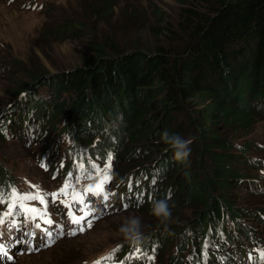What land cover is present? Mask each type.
Listing matches in <instances>:
<instances>
[{"label": "trees", "instance_id": "trees-1", "mask_svg": "<svg viewBox=\"0 0 264 264\" xmlns=\"http://www.w3.org/2000/svg\"><path fill=\"white\" fill-rule=\"evenodd\" d=\"M177 1L183 7L179 9L182 17L173 19L176 25L156 20L151 29L161 39L152 42L150 49L126 47L114 39L119 34H107L103 41L93 36L83 67L55 74L43 69L28 76L11 95L14 99L28 93L26 106L32 105L34 117L43 121L46 145L65 142L63 135L79 143L95 138L110 143L114 138L121 154L116 165L121 175L149 174L156 168L154 196L135 211L141 216L143 234L156 232L167 252L176 247L166 264H182L185 235L195 221L201 225L209 217L216 220L231 211L258 220L264 212V200L250 201L260 198L250 195L244 199L246 204L235 206L230 196L234 189L243 198L241 181L252 177V169L264 168V147H258L247 129L257 119L264 121V0H193L190 6L188 0ZM98 3L93 8L101 16L117 4L114 0ZM40 90L46 95L33 101ZM206 97L214 100L218 117L226 118L224 126H234L226 130L229 138L212 134L211 125H205V120L211 124L212 114L205 119L209 113L193 105L194 98ZM118 114H122L119 126L105 132ZM177 115L184 119L178 121ZM237 128H246L245 135L237 134ZM164 131L192 139L186 160L175 159L161 137ZM0 142V146L5 143ZM16 150L21 156L33 155L27 147ZM160 199H167L171 208L167 224L151 214L152 201ZM128 212L134 210L106 218ZM74 239L58 241L56 251L70 249L67 242ZM50 253L53 264H66L62 255L56 256L53 249ZM164 254L159 255L161 264Z\"/></svg>", "mask_w": 264, "mask_h": 264}, {"label": "rangeland", "instance_id": "rangeland-1", "mask_svg": "<svg viewBox=\"0 0 264 264\" xmlns=\"http://www.w3.org/2000/svg\"><path fill=\"white\" fill-rule=\"evenodd\" d=\"M23 1L26 0H8L7 3L6 0H0V109L3 102L12 99L11 95L20 87V83L28 81V76L43 69L52 74L83 67V58L88 54L87 47L94 39L93 36L103 41L107 34H119L114 39L126 47L150 49L152 42L161 39V35L157 37L151 29L156 20L162 18L176 25L173 19L182 17L179 9L183 8L177 0H114L117 4L111 11H103L101 16L93 8L99 0H41L44 6L38 12L24 7ZM192 1L188 0L186 5L190 6ZM125 14L128 16L126 20L123 18ZM125 24L130 27L124 29ZM67 29L71 30L70 33H60ZM194 100L193 105H197L201 113H209L205 119L212 114L211 124L204 119L206 126L211 125L212 134L223 139L229 138L226 130L234 126H224L226 118L218 117L220 111L214 108V100L208 97ZM169 116H173V113ZM176 117L178 121L184 119L178 115ZM153 123L151 121L149 126ZM237 129V134L244 135L247 129H251L254 139L264 143V121L257 119L247 129ZM2 146L0 159L13 167V170L23 171L30 177L43 176L37 167L31 166L25 160L26 157L17 152L16 147L21 146L20 143L5 142ZM230 196L235 206L246 204L244 199L247 198L239 199L234 189ZM261 200L264 198L250 201L258 203ZM129 216L141 217L134 209L133 213L100 219L93 229L81 234L83 237L79 235L72 243L67 242L71 245L70 249L65 247L62 251H56L55 246L61 242L50 249L54 250L56 256L62 255L65 258L63 263L77 264L107 244L124 240L114 230L119 232L120 225ZM251 221L255 219L251 217ZM50 249L33 255L12 256L8 264H53Z\"/></svg>", "mask_w": 264, "mask_h": 264}, {"label": "snow or ice", "instance_id": "snow-or-ice-1", "mask_svg": "<svg viewBox=\"0 0 264 264\" xmlns=\"http://www.w3.org/2000/svg\"><path fill=\"white\" fill-rule=\"evenodd\" d=\"M0 131L3 130L0 129ZM86 155L87 165L84 162ZM79 157V162L77 163L74 160L73 163V169L76 172L75 176L73 171H69L63 186L56 192H44L39 185H31L34 191L29 192H20L15 185H10L8 189L0 186V205L7 203L6 210L0 212V264L5 259H13L10 253L16 244L24 243L27 245L28 251L35 252L42 247H49L55 243L57 235L62 237L65 234L63 224L57 223L53 218V214L49 211V204H55L57 200L67 209L66 214L71 223L77 226L69 232V235L75 236L77 232H84L86 228L92 227L93 221L97 219L95 209L91 208L92 198L102 197L105 207L107 206L106 202L109 200L110 194L107 189L111 182L110 173L113 167V156L109 153L106 157L96 158L94 154H86L82 151L79 153ZM97 159L104 161L103 167L96 162ZM64 166V163H61L60 167L63 168ZM41 167L47 170L44 163L41 164ZM101 173H103L102 176ZM93 175L101 176L95 185L89 184L82 191L75 189L70 191L73 179L76 183H79L81 179L91 178ZM55 178L56 175L53 176V179ZM152 183H155V180ZM129 187L131 188L132 185L130 184ZM61 197L63 199H60ZM139 199H142V196ZM31 202H37L38 206L33 205ZM77 204L79 205L78 208L75 207ZM77 212H81L83 215L77 216ZM19 217H23V219H18ZM29 223L35 229L44 233L42 243L37 245L32 242L37 235L35 231L24 230ZM53 226L57 229L55 235L52 230ZM5 228L8 229V234L11 237L7 242L4 239ZM13 232H19L21 236H11ZM205 247H207V244ZM114 251H119V246ZM136 252H140L141 256L145 255L140 249H135L134 255ZM136 258L139 259L140 256ZM107 259L111 260L112 256L110 255ZM126 259H131V257H126ZM148 259L154 261L155 257L153 255L148 257ZM249 260L252 261V264H264V249H261L255 257L250 253ZM95 264H101V261H96Z\"/></svg>", "mask_w": 264, "mask_h": 264}, {"label": "clouds", "instance_id": "clouds-1", "mask_svg": "<svg viewBox=\"0 0 264 264\" xmlns=\"http://www.w3.org/2000/svg\"><path fill=\"white\" fill-rule=\"evenodd\" d=\"M122 121V114H118L104 129L108 132L115 129ZM161 137L165 143L170 145L174 152L175 159L178 161L186 160L190 155V145L193 143L192 139H185L177 134H169L164 131ZM151 214L155 216L161 224H167L171 219V208L167 199L153 200L151 204ZM143 225L138 216H129L119 227V233L133 245H139L143 237Z\"/></svg>", "mask_w": 264, "mask_h": 264}, {"label": "bare ground", "instance_id": "bare-ground-1", "mask_svg": "<svg viewBox=\"0 0 264 264\" xmlns=\"http://www.w3.org/2000/svg\"><path fill=\"white\" fill-rule=\"evenodd\" d=\"M234 144H235V145H240V143H234ZM161 154H162V153H161ZM161 154H160V155H161ZM97 221H98V220H97ZM150 248L152 249L153 246L151 245Z\"/></svg>", "mask_w": 264, "mask_h": 264}, {"label": "water", "instance_id": "water-1", "mask_svg": "<svg viewBox=\"0 0 264 264\" xmlns=\"http://www.w3.org/2000/svg\"><path fill=\"white\" fill-rule=\"evenodd\" d=\"M56 73V72H55Z\"/></svg>", "mask_w": 264, "mask_h": 264}]
</instances>
